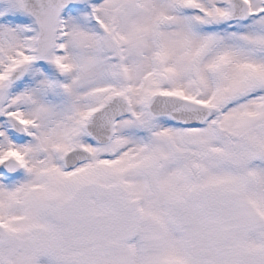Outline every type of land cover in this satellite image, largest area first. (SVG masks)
I'll return each instance as SVG.
<instances>
[{
    "label": "snow or ice",
    "instance_id": "6c2138e0",
    "mask_svg": "<svg viewBox=\"0 0 264 264\" xmlns=\"http://www.w3.org/2000/svg\"><path fill=\"white\" fill-rule=\"evenodd\" d=\"M0 264H264V0H0Z\"/></svg>",
    "mask_w": 264,
    "mask_h": 264
}]
</instances>
